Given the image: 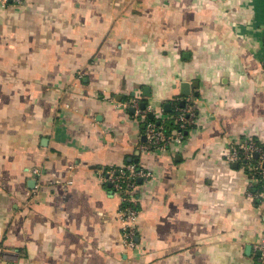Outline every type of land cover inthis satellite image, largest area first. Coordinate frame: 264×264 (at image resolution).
Segmentation results:
<instances>
[{"label":"crops","instance_id":"crops-1","mask_svg":"<svg viewBox=\"0 0 264 264\" xmlns=\"http://www.w3.org/2000/svg\"><path fill=\"white\" fill-rule=\"evenodd\" d=\"M133 99L196 122L143 152ZM249 137L264 146V0L0 3V264H255L264 199L225 158ZM131 162L153 178L126 247L99 171Z\"/></svg>","mask_w":264,"mask_h":264},{"label":"built area","instance_id":"built-area-1","mask_svg":"<svg viewBox=\"0 0 264 264\" xmlns=\"http://www.w3.org/2000/svg\"><path fill=\"white\" fill-rule=\"evenodd\" d=\"M22 0H0L2 5L19 3ZM130 105L134 108L135 114L144 122V140L139 144L143 152L157 151L166 148L173 142H181L185 133L196 122L195 111L190 104L182 106L175 105L174 111L169 118H172L174 127L167 126V119L154 114L149 107L141 108L140 101L133 99ZM151 113L155 118L148 119L147 114ZM229 162H239L250 176V188L248 191L252 198L264 199V146L254 138H247L243 142L229 146L225 153ZM37 172L36 169L33 170ZM101 177L111 186L113 194L119 197L120 207L118 220L121 227V241L126 247L135 246L137 236V218L139 213V179L143 182L152 180L151 170L131 162L120 166H109L101 168ZM259 184V185H258ZM259 188H256V186ZM264 202V200H263ZM259 252V262L264 264V237L254 246Z\"/></svg>","mask_w":264,"mask_h":264},{"label":"trees","instance_id":"trees-1","mask_svg":"<svg viewBox=\"0 0 264 264\" xmlns=\"http://www.w3.org/2000/svg\"><path fill=\"white\" fill-rule=\"evenodd\" d=\"M173 111H174V110H173ZM172 113H173V112H172ZM147 118H148V119H154L155 117H154L153 115L149 116V115L147 114ZM165 123H166L167 126H169L170 128L174 127L172 118H169L168 120H166ZM258 185H259V184H258ZM258 185L256 186V188H259ZM253 189H255V188H253ZM262 189H264V185H263V188H262ZM258 256H259L258 253H256V254H255V264H260V262H259V260H258V258H259Z\"/></svg>","mask_w":264,"mask_h":264},{"label":"water","instance_id":"water-1","mask_svg":"<svg viewBox=\"0 0 264 264\" xmlns=\"http://www.w3.org/2000/svg\"><path fill=\"white\" fill-rule=\"evenodd\" d=\"M194 85H196V82L194 81ZM188 86V84L185 82V83H183L182 84V93H187V90H185V87H187ZM181 103H183V102H181ZM145 102H141L140 103V106H141V108H144L145 107ZM152 114L151 113H149V116H151Z\"/></svg>","mask_w":264,"mask_h":264},{"label":"bare ground","instance_id":"bare-ground-1","mask_svg":"<svg viewBox=\"0 0 264 264\" xmlns=\"http://www.w3.org/2000/svg\"><path fill=\"white\" fill-rule=\"evenodd\" d=\"M140 186V185H139Z\"/></svg>","mask_w":264,"mask_h":264}]
</instances>
